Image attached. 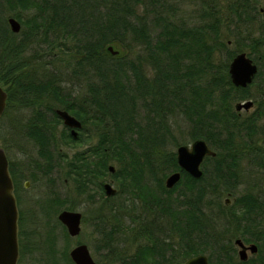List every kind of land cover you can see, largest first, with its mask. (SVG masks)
<instances>
[{
	"label": "trees",
	"instance_id": "1",
	"mask_svg": "<svg viewBox=\"0 0 264 264\" xmlns=\"http://www.w3.org/2000/svg\"><path fill=\"white\" fill-rule=\"evenodd\" d=\"M5 1L7 7L0 4V79L6 72L9 111L14 106L31 109L25 132L40 155L29 161L38 174L52 186L72 180L94 206L97 263L182 264L205 253L214 264L233 257L238 236L264 244V185L237 193L244 160L264 172V32L255 36L249 28L258 19L259 0H233L224 11L228 17L216 6L219 0H199L194 21L178 17L173 0ZM2 9L21 22L19 33L9 28ZM225 23H232L238 34L245 31L251 49L262 52L254 59L261 96L249 114L235 108L237 101L249 98L250 85L231 81L229 63L243 49L239 42L228 49L230 34L221 29ZM31 43L65 53L85 94L63 85L69 81L60 56L55 61L42 60L37 52L25 56ZM109 44L119 53L111 54ZM58 106L96 133L72 155L61 150V141L78 143L80 136L74 138L64 125L58 137ZM176 115L189 123L191 140L202 137L216 151L206 157L199 178L177 162ZM176 170L181 179L167 188L165 178ZM107 177L117 184L112 196L104 191ZM229 195L234 196L230 204ZM44 201L48 216L76 206L58 193ZM82 221H89L86 213ZM59 224L70 239L64 224H51L44 240L45 264H74L70 244L56 247ZM26 248L21 240L18 264Z\"/></svg>",
	"mask_w": 264,
	"mask_h": 264
},
{
	"label": "rangeland",
	"instance_id": "2",
	"mask_svg": "<svg viewBox=\"0 0 264 264\" xmlns=\"http://www.w3.org/2000/svg\"><path fill=\"white\" fill-rule=\"evenodd\" d=\"M176 4L178 17H183L187 19V21H194V16L197 15V12L200 8L199 0H173ZM233 0H219L218 3H216V6L223 11V17H228V13H224V11H227L228 4L232 2ZM0 4L3 5V7H7V3L5 0H0ZM2 7V6H0ZM258 8L261 10L263 8V11H259L258 19L256 22L253 23V25L249 28H252L254 31V35L262 34V31L264 32V0H259ZM30 11V10H29ZM29 11H24V14ZM10 13V10H5L3 13V17L6 18ZM25 16V15H24ZM194 19V20H193ZM222 32L230 34V39H228L229 43H227L228 49H235L236 48V42L240 43V48L245 50L247 53L251 52V57L253 59L259 57L262 52H259V50H252L250 47V39L248 34L243 31L242 33L238 34V30L234 28V25L232 23H225L222 25ZM22 35H19L17 37V40L20 39ZM53 50V51H52ZM140 49H137L133 55H136V53L139 52ZM34 52H37L38 55L42 60L50 61L54 60L55 57H59L60 64L63 67L62 70L64 73L65 78H67L69 82H63L64 86H68L69 88H73L76 90H79L81 93L85 94V90H83V82L79 79H76L73 77L70 73V69L72 68V65L68 66L65 62V58H67V55L63 52H60L59 50L51 49V51L44 45H33L32 43L29 45V47L26 49V52L24 53L25 56L30 57ZM57 53V55H55ZM57 63V62H56ZM150 74V71H148ZM248 99H253L255 101V105L253 108H251L248 111V114L255 111L258 108L257 100L260 99V92L258 90V85L255 84V81L248 87ZM244 112V111H243ZM31 114L30 108H24V107H13L12 111H9V120L12 122H15L14 128L18 127H25V121ZM172 123L175 128V133L177 137L181 140V143L190 144L193 140L189 137V123L180 115H176V117L172 120ZM64 124L61 122L58 124V137H61L60 130ZM26 128V127H25ZM89 128H93V126H90V124L86 125L85 129H81L79 132L80 136V142H62L60 144L61 150L67 152L69 155H72L76 150H81L84 147L87 146V144L95 140L96 137H91L88 139V136L96 135V133L89 132ZM26 131V130H25ZM17 137V136H15ZM18 138V137H17ZM16 138V139H17ZM20 148V149H19ZM19 149V150H18ZM176 150V148H175ZM9 158L12 160V162H15V164L21 165V168L23 169V173L26 174V176L29 177L34 172V166L32 163H29L30 160L34 158H39L36 146L33 144V141L29 139L26 134L25 138L20 142V146L18 141H11L9 148H8ZM205 162V161H204ZM204 162L202 163V167L204 168ZM115 167H117V164L114 162L112 163ZM242 168H243V176L240 179V184L237 190V193H241L245 191L249 186H257L256 190H261V187L264 185V172L257 171V167L251 165L248 160H244L242 162ZM26 177L27 179H29ZM25 178V179H26ZM24 179V180H25ZM39 179V178H38ZM107 179H110L107 177ZM23 181L20 182V185L23 187ZM65 180V181H64ZM59 180L58 183L55 186H52L47 182V177L40 175V179L38 181L32 180L31 183H29V187L27 189L22 188L20 191V194L25 196V202L24 203V210L27 212V216H30V218L27 217L24 221H22V227H24L29 232L31 231V235H27L25 232V246L27 247V251L24 252V255L22 257V264H45L47 254L45 252L46 244L44 242L46 235L49 233V228L51 224L53 225L55 221H59L57 215L61 209H64V207L60 208L57 213H52L51 216H48V213L45 212L44 209H42V203H44L46 200L52 197L53 194L56 196L58 193L61 197H67V199L71 202H74L76 205L74 209L81 211L83 214H87L89 221L87 223H81V232L77 236H70L69 240H66V238L63 236V230L61 228V225L57 226L54 230V233L58 236L56 247L58 250H62L67 244H70V249L75 246L77 243L83 242L86 243L89 246V249L96 260V262L99 259V254L96 252L97 246L99 244V236L97 232L94 230V226L92 224V218H91V212L94 206L89 203V201L86 199L87 195L85 194H78L76 185L72 182V180L64 179ZM113 185L117 187V184L113 182ZM52 190H54V193H52ZM263 191V190H262ZM264 193V191H263ZM227 196H224L226 198ZM24 198V197H23ZM229 199L228 203H232L234 200L233 195H229L227 197ZM32 199H35L38 201V203H34ZM46 205V204H44ZM31 206V208H30ZM40 206V210H39ZM30 210V213L29 212ZM36 210V213L34 212ZM35 213V215H34ZM35 216V222L32 221L33 217ZM33 230V231H32ZM250 255V253H249ZM210 259V258H209ZM211 263L213 264L212 260L210 259ZM101 262V261H100ZM97 264H101V263Z\"/></svg>",
	"mask_w": 264,
	"mask_h": 264
},
{
	"label": "water",
	"instance_id": "3",
	"mask_svg": "<svg viewBox=\"0 0 264 264\" xmlns=\"http://www.w3.org/2000/svg\"><path fill=\"white\" fill-rule=\"evenodd\" d=\"M8 21L13 32L21 30L22 24L16 17L11 16ZM107 50L113 55L119 53V50L113 44H109ZM258 70V64L244 50L236 53L229 63L231 81L234 85L243 88L254 81ZM5 99L6 92L0 86V114L4 109ZM254 104L253 99H245L237 101L235 108L239 111H249L254 107ZM55 112L61 117L66 126L71 127L73 136H77L78 130L82 127V120L64 108H57ZM175 152L180 168L196 178L203 175L202 163L205 158L216 155V151L202 137L194 139L190 144H179ZM109 168L112 172L115 170V166L112 164ZM181 176L180 170L168 174L165 178L166 187L172 188L180 181ZM103 187L107 196H112L117 192V188L111 181H105ZM17 217L18 211L13 193V181L8 169V160L3 149L0 148V264H17ZM82 218L83 213L76 209L64 208L58 213V219L66 226L70 236H77L81 232ZM236 243L240 246L241 259H247V249L251 253L258 251L256 243L246 246L241 238H237ZM69 254L74 264H97L86 243H77L70 249ZM182 264H210V262L207 254L200 253L187 258Z\"/></svg>",
	"mask_w": 264,
	"mask_h": 264
},
{
	"label": "flooded vegetation",
	"instance_id": "4",
	"mask_svg": "<svg viewBox=\"0 0 264 264\" xmlns=\"http://www.w3.org/2000/svg\"><path fill=\"white\" fill-rule=\"evenodd\" d=\"M260 11L262 12L263 8H261ZM1 12L3 14L5 12V10L2 9ZM11 16H13V15L8 14V16L6 17V22L8 23V25H9L8 19ZM9 28H10V25H9ZM19 32H14V33H19ZM228 43H229V41H228ZM2 75H3V79H0V86L6 92V99H5L4 109H3L2 113L0 114V148L3 149L4 153L7 156L8 169H9L12 181H13V193L15 195L17 211H18V217H17V233H18V259H17V264H18L19 256H20V252H21L20 251V249H21V240H23V242L25 243V239H24V237L26 235L25 232L27 233V235H31L32 234L31 231L29 232L24 227H22V221L27 219V217L30 218V216H27V212L24 210V203L23 202H25V196L22 195V193L20 194L19 190H21L22 188L27 189L29 187V183H31L32 180L38 181L40 179V175L41 174L40 173L38 174V172L34 169V172L31 175H29V177H28V176H26V174L23 173V169L21 168L20 163L19 164H15V162H12V160L9 158L8 148H9L10 142L12 140L13 141L16 140V141H18L19 146H20V142L25 138L26 132H25V127L24 126L23 127L14 128V126H16L15 122H12V121L9 120V90H8V81H7V76H6L7 74H6V72H3ZM57 108H62V107H59V106L55 107V109H57ZM62 123H63V120H62ZM11 125H14V126H11ZM66 127L68 128L69 132L71 133V127H68V126H66ZM82 127H83V122H82ZM82 127L78 130L77 136H73V134L71 133L74 138H77L79 136V132L82 129ZM15 136H17L18 138L15 137ZM38 157L40 158L39 154H38ZM12 167H13L14 173L16 174V179H17V183H18L17 187H16V184H15V180L16 179L14 178V175H13V173L11 171ZM26 177H28L29 179H27ZM23 180H24V182L22 184L23 187L20 188L21 187L20 182L23 181ZM105 181H111L112 183L114 182L113 179H111V178L110 179H106ZM32 200L34 201V203H36V202L38 203V201H36L35 199H32ZM30 208H31V206H30ZM39 210H40V206H39ZM34 212L36 213V210H34ZM28 213L31 214L30 210H29ZM35 213H34V215H35ZM262 220L264 221V218H262ZM32 221L35 222V216L33 217ZM237 238H241L246 246H249L251 243H256L258 245V251L255 252V253H251L250 250L247 249V253H248L247 259H241L240 254H239L240 246L236 243V239ZM263 245L260 242H258V241L246 240L244 237L238 236V237H236L234 239V247H235V249L233 250V257L232 258L223 257L221 259V263L220 262L219 263L218 262H214V264H264V247L261 250L262 251L261 254L259 255L260 248ZM25 247L26 246L24 244V249H25ZM249 253H250V255H249ZM208 258H209V256H208ZM209 262H210V264H212L210 259H209Z\"/></svg>",
	"mask_w": 264,
	"mask_h": 264
}]
</instances>
